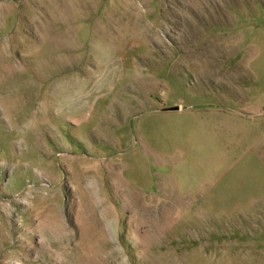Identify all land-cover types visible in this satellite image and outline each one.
Returning <instances> with one entry per match:
<instances>
[{
  "label": "rangeland",
  "instance_id": "374dc122",
  "mask_svg": "<svg viewBox=\"0 0 264 264\" xmlns=\"http://www.w3.org/2000/svg\"><path fill=\"white\" fill-rule=\"evenodd\" d=\"M263 108L264 0H0V264H264Z\"/></svg>",
  "mask_w": 264,
  "mask_h": 264
},
{
  "label": "crops",
  "instance_id": "0c3cea01",
  "mask_svg": "<svg viewBox=\"0 0 264 264\" xmlns=\"http://www.w3.org/2000/svg\"><path fill=\"white\" fill-rule=\"evenodd\" d=\"M260 113L261 114L264 113V108H263V110ZM252 149H253L254 155L258 156V158L262 160L261 163L264 164V130L261 133V135L259 136V138L252 145Z\"/></svg>",
  "mask_w": 264,
  "mask_h": 264
},
{
  "label": "water",
  "instance_id": "95a60500",
  "mask_svg": "<svg viewBox=\"0 0 264 264\" xmlns=\"http://www.w3.org/2000/svg\"><path fill=\"white\" fill-rule=\"evenodd\" d=\"M180 108H181L180 105H174V106L167 107L166 109H180Z\"/></svg>",
  "mask_w": 264,
  "mask_h": 264
}]
</instances>
